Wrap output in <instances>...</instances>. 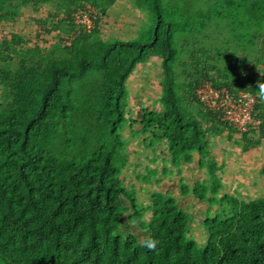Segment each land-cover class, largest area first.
I'll list each match as a JSON object with an SVG mask.
<instances>
[{"label":"trees","instance_id":"obj_1","mask_svg":"<svg viewBox=\"0 0 264 264\" xmlns=\"http://www.w3.org/2000/svg\"><path fill=\"white\" fill-rule=\"evenodd\" d=\"M47 2L0 0V21L13 20L21 7L37 10ZM144 3L152 17L145 38L113 41L99 56L80 54L75 62H51L43 72L31 74L40 78L36 86L27 81L24 69L42 59L43 50L26 49V58L21 52L24 62L13 72L0 68V264H264V198L243 202L222 196L217 203L228 206L229 214L204 218L205 245L199 247L188 238L189 217L173 198L152 193L150 209H142L135 193L120 181L123 165L118 161L125 144L119 130L127 123L126 84L136 67L151 57L161 58L165 76L162 111L144 110L142 120L131 124L140 125L142 135L149 134L153 141L166 144L170 164L176 170L182 162L190 164L194 152L199 166L208 155L201 125L181 107L169 75L175 58L176 28L164 18L161 0ZM38 23L43 31L54 28L47 19ZM77 29L71 18L65 47L72 48L80 40ZM19 40L15 36L12 42L0 43V58L6 59ZM93 67L103 75L95 129L98 144L85 156L68 157L55 151L56 134L67 127L63 134L65 151L85 142L82 135L68 134V120L75 107L71 85L84 79ZM204 81L232 96L245 92L256 97L255 78L236 88L229 78L207 76L192 87V99L199 107L195 89ZM263 109L256 99L253 115L260 120V127ZM205 114L216 119L208 111ZM217 123L221 129L230 130ZM216 169L210 161L208 172L214 175ZM213 182L209 189L196 182L192 196L211 206L220 188ZM180 192L187 195L184 186ZM148 210L151 218L146 223L143 219ZM127 212L129 222L159 241L156 251L142 247L132 234L116 233L121 216Z\"/></svg>","mask_w":264,"mask_h":264},{"label":"rangeland","instance_id":"obj_2","mask_svg":"<svg viewBox=\"0 0 264 264\" xmlns=\"http://www.w3.org/2000/svg\"><path fill=\"white\" fill-rule=\"evenodd\" d=\"M161 3L164 18L176 28L173 33L175 58L169 75L181 107L201 125L208 143V155L199 166L198 154L194 152L192 162H182L176 170L170 164L166 144L153 141L149 134L142 135L141 126L131 124L142 120L144 110L162 111L160 97L165 76L161 58L151 57L136 67L126 84L127 123L119 130L125 144L118 161L120 166L123 165L119 178L126 189L135 193L142 209H150L152 193L173 198L189 217L188 238L202 247L206 239L202 226L204 218L229 214L228 206L217 203L222 196L228 195L243 202L264 198V109L262 126L251 133L241 135L224 130L218 120L205 114V109L192 99V87L207 76L229 78L236 88L250 78L261 79L259 71L264 72V12H261L264 0H161ZM77 8H81L82 13L84 10L85 14L89 12L86 25L77 23L76 15L80 14ZM71 18L75 24H80L76 33L82 37L72 48H67L64 46L68 45L64 43L68 38L65 33ZM42 19L54 23V28L49 25L50 28L43 31L38 23ZM151 24V13L144 0H49L37 10L24 6L13 20L0 21V43L12 42L15 36L21 38L20 43L11 47L6 59L4 56L0 58V68L2 72H13L20 62H24L21 60L23 55H19L21 52L26 58L29 54L26 49H41L44 51L42 59L24 69L27 81L31 80L36 86L40 79L36 75L49 63L75 62L80 54L99 56L113 41L145 38ZM259 61L261 63L253 65ZM31 74L36 75L32 77ZM102 86V72L95 68L84 79L71 85L75 107L68 120V134L82 135L86 140L78 147L68 146L65 151L63 134L67 127H62L56 134L57 153L64 152L68 157L72 154L85 156L98 144L95 129ZM210 161L217 168L215 173L212 172L214 175L207 170ZM214 180L220 188L213 198L216 202L211 206L192 196L191 190L196 182L209 189ZM181 186L187 190V195L181 194ZM206 197L211 198L209 193ZM123 205L127 206L124 200ZM127 216L128 212L121 216L120 229L116 233L122 236L132 234L141 243L148 231H141L127 220ZM150 218L151 211L148 210L143 220L147 223Z\"/></svg>","mask_w":264,"mask_h":264},{"label":"built area","instance_id":"obj_3","mask_svg":"<svg viewBox=\"0 0 264 264\" xmlns=\"http://www.w3.org/2000/svg\"><path fill=\"white\" fill-rule=\"evenodd\" d=\"M80 11L76 15V19H79L77 23L85 24L89 21L86 20L89 12L85 14V10H82L83 13ZM77 23L74 22L76 26L80 25ZM195 97L205 111L210 112L231 132L244 134L260 127V120L253 115L256 97L250 93L238 92L232 96L226 89L214 88L209 81H204L195 89Z\"/></svg>","mask_w":264,"mask_h":264},{"label":"clouds","instance_id":"obj_4","mask_svg":"<svg viewBox=\"0 0 264 264\" xmlns=\"http://www.w3.org/2000/svg\"><path fill=\"white\" fill-rule=\"evenodd\" d=\"M259 73L261 79L256 81V99H258L261 104H264V72L259 71ZM158 244L159 241L152 237H147L141 242V246L146 247L149 251H156Z\"/></svg>","mask_w":264,"mask_h":264},{"label":"crops","instance_id":"obj_5","mask_svg":"<svg viewBox=\"0 0 264 264\" xmlns=\"http://www.w3.org/2000/svg\"><path fill=\"white\" fill-rule=\"evenodd\" d=\"M124 40V39H123ZM127 40H132V39H127ZM254 65V64H253ZM149 232H147V236H148Z\"/></svg>","mask_w":264,"mask_h":264}]
</instances>
